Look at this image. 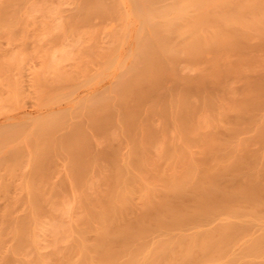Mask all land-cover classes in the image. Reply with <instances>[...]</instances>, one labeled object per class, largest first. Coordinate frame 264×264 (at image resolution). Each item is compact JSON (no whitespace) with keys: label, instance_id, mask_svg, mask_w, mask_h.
Listing matches in <instances>:
<instances>
[{"label":"bare ground","instance_id":"6f19581e","mask_svg":"<svg viewBox=\"0 0 264 264\" xmlns=\"http://www.w3.org/2000/svg\"><path fill=\"white\" fill-rule=\"evenodd\" d=\"M26 1L6 0L0 4V31L4 29L13 31L18 25L26 22L27 18H24L23 14V5ZM118 2L115 0L112 2L84 0L79 7V12H82L85 18L88 17V20L92 14L111 16L122 6ZM131 3L134 14L140 19L141 27L139 26L140 30L135 36L134 56L136 59L130 67L129 74L123 76L115 88H112L114 89V91L111 90L112 94L96 95L93 101L89 100L91 102L87 103L85 109H79L80 112L85 110L84 112L89 115L87 119L88 117L91 119L93 126L99 132L105 133L111 126L119 127L120 133L122 132L129 142V149L125 150L127 152L124 154H120L121 152L119 153L117 150H104L106 145L104 146L102 143L104 152L102 155L106 156L102 159H105V162H108L109 159L111 165L108 167L112 168V174L110 168H107L109 171L106 170L112 178L110 177L111 182L108 183L109 186L105 189V194L104 191L103 194L100 193L101 198L100 194L98 195L100 200H97L98 197L93 198L94 204H92L93 199L89 197L91 202L88 198L90 203L86 201L84 204H88L87 216L84 217L86 219L82 221L81 218V222H79L80 219L78 222L73 221L74 223L68 227L62 218L59 219L60 216L57 219L56 216L50 218V220L53 219L51 221H39L40 216L37 213L41 209L44 210V203L46 204L48 201L46 198L49 199V196L46 194L48 197L45 198L44 194L49 190L43 188L44 192H42L39 188L43 183L39 180L41 182L39 186L36 182L32 184L30 180L31 182H28L31 183L29 184L31 209H28L27 200L26 205L31 212L23 217L22 214H20L21 217L16 215L14 227L11 224L13 235L8 230L9 228L5 229L9 231L6 233L12 237L3 232L6 234L4 240L7 237V241L9 238L13 240L12 248L9 249L13 254L20 255L22 264H264V97L259 96V93H262L261 90L264 92V84L261 82L263 80H260V83L258 80L253 81L259 83H256V87L252 88L253 91L258 92V95L251 91L248 96L246 95L244 101L239 97L241 101L235 99L232 102L231 99L234 100V98L230 97V106L226 109L224 105H228V102L224 104L222 108L226 109L224 111H221V108L218 110L217 102L206 90L208 83L209 85L212 83L214 86L218 77L226 72H234L246 61H251V64L256 63V61L252 62V60H256V57L255 59L251 56L248 57L252 53L249 52L248 55L247 51L248 49L251 51L249 47H254L253 43L251 44L252 41L250 42L253 32H256L257 38L262 40L257 42L264 44V0H131ZM127 9L129 11L130 8ZM121 24L124 23L121 22ZM24 25L22 26L24 27ZM133 26L135 27V25ZM254 37H256L255 34ZM121 38L123 39V37ZM70 42L72 41L70 40ZM259 43L254 44L257 46ZM65 44L63 47L59 46L60 49H56L57 51L51 52V58L48 55L47 60L50 59V61L47 68L55 71L60 66V61L73 53L72 45L69 44V46L71 45L69 48L67 43ZM262 45L258 46L264 47ZM75 49L77 50V48ZM206 53L215 55L214 66L216 68L212 66L213 68L208 69L203 75H197L198 77L180 75L177 66L183 55H189L192 62H198ZM234 53L237 55L242 53L243 57L240 60L238 58L236 61H230L229 57ZM102 57L100 56V58ZM12 59L10 62H6H16L14 57ZM184 59L186 58L184 57ZM96 61L98 62V60ZM1 65L0 67H3ZM232 69L235 70L231 71ZM88 70L90 69L88 68ZM170 75L190 81L193 85L188 87L176 80L168 89H165L166 79ZM248 87L251 88V86ZM164 90L170 92V95H167ZM250 90L247 88L248 92ZM193 96L198 101L193 102ZM242 96H245L244 93ZM53 97L51 98L53 99ZM145 103H150L148 107L151 110L145 109L150 113L146 117L154 115L156 112L161 114L158 115L159 118L162 119L163 116L162 128L161 125L157 126L154 119H152L154 122L151 123L157 124L156 127L144 118L142 107ZM66 111L63 109L61 112L49 113L46 118L36 120V125L30 134L33 141L27 138V141L30 140L28 145L34 143L33 146H35L33 163L36 166L45 167L50 154L55 150L63 149L64 153L69 152L71 160L69 165L72 163L73 167L71 168L74 172L71 171L77 178L83 175L82 178L85 179L84 176L89 174L85 173L87 172L85 170L88 169V164L91 162L88 159L90 151H88L89 147L87 148L88 141L83 125L84 121L83 123L81 121L83 119H80L81 122L71 121L70 117L74 116V113L69 115V112ZM197 112L207 114L205 121L204 115H202V119L195 118L198 115ZM196 119H199L200 123V120H203L204 122H202L206 124H201L206 127L204 128ZM22 122L24 124V121ZM70 122H73V125L69 124ZM13 124H10L11 129H0V143L3 142V145L4 141L10 140L24 128H17V124L12 127ZM68 124L69 128L73 126L70 131H67ZM28 126L30 125L28 124ZM65 128L66 135L57 141V133ZM171 129L175 131V135L169 133ZM250 131L253 132L252 136L244 138L243 135ZM111 133L110 135L113 136ZM162 136L164 150L161 153V158L164 157V162L160 160V166H157L154 161L155 167H150L147 153L151 151L148 152V148L150 149L154 145L157 147L156 143L159 140L161 142ZM95 138L100 140V137ZM120 138L122 137L119 136ZM12 140L14 143L15 139ZM253 144H257L258 147L252 148ZM112 147H114V143ZM194 147L196 149H193ZM1 148L0 150H2ZM16 148L13 149L14 151L11 150L12 148L8 150L17 156L13 155L15 158L13 166L15 167L11 166V168L13 167L14 171L19 169L18 158H21L19 153L22 150H18L21 148L19 147L17 150L20 152L16 154L18 152ZM157 148L159 149V147ZM23 150L25 152V148ZM86 150L89 152L88 154ZM23 152H21L22 159ZM93 152L96 153V151ZM10 154L12 155L11 152ZM29 156L26 157V162H30ZM14 158L12 157V159ZM99 159H96V165ZM4 160L7 161L2 158L0 162H4ZM20 161H24V159ZM161 162L164 163L163 166ZM0 165L4 166L2 162ZM55 165L58 167V163ZM55 165V169L52 167L54 171L57 170ZM7 166L5 169H8ZM22 166L20 165V168ZM68 167L70 168V166ZM1 170L2 168H0V172ZM24 170H27V167ZM48 170V172L53 171L49 168ZM93 170L95 169L93 168ZM36 177L32 176L33 179ZM67 179L69 178L67 177ZM88 179H85L86 181L84 180L83 183H89ZM79 180L80 178L77 179L78 182H75V184L78 183L77 186L82 182ZM23 183L20 182L21 185ZM62 183L65 184V182ZM21 185L18 184L23 187ZM46 185L42 187H46ZM6 187L10 186L6 185ZM85 191L86 189L83 192ZM83 192L80 193L83 194ZM82 196L81 199H83ZM64 210L68 211L65 208L62 211L64 212ZM67 213L65 212V214ZM38 214L41 215V213ZM8 216L9 214H3L7 220ZM3 217L1 218L2 222L3 219H6ZM4 222L7 221L4 220ZM4 237H0L1 242L4 241L2 239ZM60 239H65V242L63 241L65 244L58 251V253L61 252L60 256H57L58 258L52 256L50 260L39 250L42 241L53 245L57 241H62ZM5 253L7 254V251ZM8 256L10 259L11 255ZM53 258L54 260H52Z\"/></svg>","mask_w":264,"mask_h":264},{"label":"rangeland","instance_id":"374dc122","mask_svg":"<svg viewBox=\"0 0 264 264\" xmlns=\"http://www.w3.org/2000/svg\"><path fill=\"white\" fill-rule=\"evenodd\" d=\"M4 1H6V0H4ZM4 1L0 0V4H2V2L4 3ZM83 1L84 0H27L26 1L27 3L25 2L24 3L25 5H23V11H24L23 14L25 15L24 18H27V19H25L27 23L25 22L26 23V24L24 23L25 25L24 24L18 25V27L13 29V31L10 29L8 31H7V29L6 30L4 29L5 31L4 30L0 31V63L5 64V65L0 64L3 67L5 66L4 68L0 67V108L2 107L0 109V129L1 128L9 129L11 127L10 124H12V123H14L12 125V127H14V125L17 124V126H16L17 128H22V127L25 128V129L22 128L21 131L18 132V134L14 135L15 137L13 136L12 138H10V140L8 139V140H6V142L4 141V145H3V142L0 143V145L2 144L1 146H4L2 148L0 146V148L2 149V150H0V159L1 160H2V158L7 159L6 162H5V160H4V162L1 161L4 166L0 165V168H2V170L4 169V171L1 170V172H0V176H1L0 177V189H5L3 191L0 190V227L2 226L0 228V232L2 231L0 237L1 236L4 237V235L6 236V234H7V236L10 235V234L6 233L9 231L12 234V232H13L12 228L14 227L13 223H14V220L16 219V215L18 217H21V216L23 217V215L27 216L31 212V210H28V209H31V205H32V203L30 202L31 201V193L29 192L31 189L29 187V184H31V183H29V182H31V181H32V184H34L36 182L37 185L41 184V182L43 184L45 183L44 185L47 184L46 187H42V186H44L43 184L41 186L39 185L41 187L39 189H41L42 192H44V190H42L43 188H45V190L46 189L49 190L47 192L45 191V194H44L45 198L49 196V199L46 198V200H48V201H46L47 203L46 204L44 203V207H43L44 210H42V209H41L42 211L39 210L38 213H41V215H39L37 213V215L40 216V218H38V216H37L39 221L45 222V221H49L50 218H53L56 216V219H57L58 216H60L59 219L62 218L64 220V222H66L65 224L68 225V227L71 226L70 224H72L76 221L78 222L79 221L78 219H80L79 222H81V218H82V221H84L86 219L84 217L87 216L86 215V212H87L86 208H88L87 207L88 204L84 205L85 202L87 201L88 203H90L91 198L96 199V197H98V195L100 193H102L103 191H104L103 193L105 194V192H106L105 189L109 186V184L111 182L110 179L112 178L110 173H108L106 171L109 168H110L109 170L112 169L111 166L108 167L109 165H111V162L109 161L108 157H107L108 162H105L106 160L102 159L103 157L104 158L106 157V156L102 155V154H104V152L102 151L103 144H104V146L106 145V147H104L105 148L104 150H106V149H107V151L117 150V151H119V153L121 152L120 154L126 153L128 151L127 149H129L128 139L126 136H123L122 132L120 133L121 129L119 127H115V126L109 127V130L107 132H105V133L103 132L104 135H106V136H104V135H102L103 133H101L102 131L99 132L93 126L91 119L89 117L87 119V116H89V115L84 112L85 110H83L81 112H80V110L85 109L84 107L86 105H88L87 103H90L91 101H93L95 99L94 97H96V95L98 96L101 94H110V93L112 94L113 93L112 91H114V89H112V88H115V86L119 83V81H121L123 76H127L129 74L130 67L133 64V61L136 59L134 56L135 55V53H134L135 49L134 48H136L135 36L141 27L140 26L141 25L140 19L134 14V10L132 7L131 0H121V2H118V0H115L119 4L122 5V6L119 5L122 7V8L119 7L121 9L122 13H121L120 9L117 8V9H119V11L118 10L114 11L111 14V16L109 14H108L109 16H106V15L103 16L100 14H97V15L92 14L90 16L91 18L89 17V20H88V17L85 18L84 15L82 14V12L81 13L79 12L80 11L79 7L83 3ZM110 1L112 2V0H110ZM110 1L107 0V2H110ZM127 4H129V5H127ZM127 8H130L129 11ZM76 12H78V13H76ZM118 12L121 14H119ZM129 12H131V13H129ZM81 14H82V16H81ZM115 14H116V16H115ZM120 16L121 17L123 16V17L121 18ZM74 17L76 18V20ZM77 17H78V21H77ZM81 17H83V19H80ZM131 18H133V19H131ZM79 19H80V21H79ZM124 19H125V21H124ZM121 22L124 24L126 23V25L121 24ZM22 25H24V27ZM133 25H135V27ZM132 26H133V28L131 29ZM124 27H125V29H124ZM50 30H52V31H50ZM253 33L255 34L256 37H254ZM253 33H252L253 39L251 38L250 42L252 41L251 44L253 43V45L255 47L256 46L255 44L259 43L257 41L261 40V39L257 38L258 35L256 34V32H253ZM53 34H55V35H53ZM115 34H116V36H115ZM118 36H120V37L118 38ZM121 37H123V39ZM70 40L72 42H76L78 44L77 45L75 43L76 44L75 45L73 43L75 48H77V50L74 48V46H73L72 42H70ZM65 43H67L68 46H69V44L72 45V47H73L72 52L73 53L68 58L62 59L60 61V64H59L60 66L58 67L60 71L58 70V68L55 71H54V69L47 68V64L50 61V59L47 60V58H49V57L51 58V55H52L51 52L53 53V51L55 52L56 49L57 50L60 49L59 46L63 47V45H66ZM259 44H260V46L262 45L261 42ZM71 45L69 46V48L71 47ZM258 45L256 47H258L259 49H257L256 47H255V49H254V47H249V48H251V51H249L250 49H248V51H247L248 55L250 53H252L248 57L251 56V57H254V59L256 57V60H254V61L252 60V62L256 61L255 64L254 63L251 64V61H246L248 63L245 62L242 67H239V69H237V70L232 69L231 70V71L235 70L234 72H232V73L226 72L225 74L218 77L217 79L215 78L216 80L214 82V86L212 85V83H210V85H209V83L206 85V90H207L208 94L214 98L215 102H217L218 110H221L223 108V105L226 104L227 102H228V105L227 104H226V106L224 105V108H226V107L228 108L230 106V103L232 101H235V99H237V101H238L239 97L242 101H244L251 91H252V93L256 92L258 95V92L256 90H254V91L252 90V88L256 87L255 85L260 83V80H263L261 82L264 84V47L260 48V46H258ZM93 49H94V51L92 52ZM96 52H97V54H96ZM253 52H254V54H253ZM234 54L230 55V57H229L230 61H236L238 58L240 60V58L243 57L242 53L240 55H239V53H238V55H237V53H234ZM48 55H49V57H48ZM98 55H100L101 57L103 56L102 57L103 59L100 58V56L98 57ZM93 56H94V58H93ZM115 56L118 58H116ZM187 56H186V54H185V56L183 55L181 57L182 60L180 59L181 61L178 62L179 64L177 63L178 64L177 68L179 69L178 72L180 71L179 73L181 76H183V75L187 76L188 75L191 77L192 76L196 77L197 75H200V74L203 75L204 72H207L208 69H210L212 66L215 65V55L212 53H206L200 61L198 60V62H195V61L192 62L193 60H191L190 56L189 55H187ZM239 56H241V57H239ZM13 57L15 58L14 60H16V62L11 61V63H9ZM104 57H106V58H104ZM184 57L186 59H184ZM46 60H47V62H46ZM96 60H98V62ZM6 61H9V62H6ZM7 64H8V66L10 65L9 69H8ZM11 65H12V67H11ZM94 65H97V66L99 65V66L94 67ZM88 68L90 70H88ZM214 68H216V66H214ZM57 70H58V72H57ZM227 73H229V75H226ZM60 74H62V75H60ZM176 80H179L180 82H182L184 85H186L188 87L193 85V83L190 81H184V79H181V78L178 79L176 76L170 75L166 79L165 89H168V87H170L173 84V81H176ZM254 80H256V81L258 80L259 83L258 82H256L257 84L254 83L255 82ZM250 82H251V84H250ZM245 85H247V86L245 87ZM248 86H251V88ZM247 88H248V90L249 89H251V90L248 92ZM213 90H215V91H213ZM164 91L167 93V95H170V92H168L167 90H164ZM261 92L262 93H259V96L261 98H263L264 92H263V90H261ZM243 93L245 96H242ZM195 96L192 97L193 102L198 101V99H196ZM51 97H53V99ZM230 97L234 98V100L231 99ZM229 98L231 99V102L229 101ZM169 99H171V98H169ZM240 99H239V101H241ZM89 100H91V101H89ZM217 100L220 102H218ZM79 102H81V103H79ZM220 103L222 104V106ZM145 104L142 107V109H144L143 110L144 118L148 119L149 123L155 121V123H157L158 125L155 123H151L154 126L157 125L158 127H160L161 124L163 125L164 124L163 123L164 118H163V116H162V119H161V117L159 118V116L161 114L158 112L154 113V115H157V116H154L151 114L154 118L151 115L150 116L152 118L150 116L146 117L147 115L150 114L149 111H151V110L148 107L150 105V103H147L146 105ZM76 107H78V108L76 109ZM63 109H65V111L67 110L66 112H69L68 113L69 115H72V113H74L73 115L75 116L77 114L75 117L71 116L70 120L71 121L77 120L78 122L82 121V123L84 121L83 125L85 128V131L87 132L86 133L87 141H88L87 142L88 143L87 148L89 147L88 151H90V153L87 150H86V153L87 154L89 153L88 155L91 157V159H90V157L88 156L89 162H91V164L89 163L90 166L88 164V169L85 170V171H87L85 173H89V174L88 175L86 174L87 175V177H86V175L84 173V175H85L84 178L85 179L89 178L87 180V181H89V183H87V182H84L86 184L83 183V181L85 179L82 178V176H83L82 175L81 177H78V178H80L79 181L80 182L82 181L81 183L79 182L81 184V185L79 184L80 187L77 186L78 183L75 184V182H78L77 181L78 178L73 173L74 171L71 168V167H73L72 163H71V165H69V161H71L69 159L70 158L69 152L64 153L63 151H65V150H63V149L62 150H55L54 152H52L50 154L51 158H50V156L48 157L45 167H40V166H36L35 163H33L34 159H35L34 153L36 152L34 150L35 146H33L34 143H31L32 145H30V144L28 145V143L31 140L30 134L32 133V130H33L34 126L36 125L35 124L36 120L46 118L47 115H49V113L52 114V113H56L57 111L61 112ZM145 109H149V111H147ZM226 109H222L221 111H224ZM73 110H74V112H73ZM75 110H77L76 111L77 113L75 112ZM83 114H85V115H83ZM200 114H201V116H200ZM202 115H204V121H205V119H206L205 117L207 116V114H205V112H204V114H203V112L198 113V115L195 116V118L197 117V118L202 119L203 118ZM80 119H83V120L80 121ZM152 119H154V121H152ZM196 120H198V122H199V119H196ZM22 121H24V124ZM200 121H201V123L204 122L203 120H200ZM72 123L73 122H70L69 124H72ZM7 124H9V125H7ZM18 124H20L21 126H19ZM28 124L30 126H28ZM69 124L67 126L68 128L66 127L67 131H70L73 128V126H72L73 124L71 125L72 128L71 127L69 128V126H70ZM89 124H91V125H89ZM203 124H206V123H203ZM203 124H201V125H203ZM162 125H161V128H162ZM88 126H89V128H88ZM203 127H204V125H203ZM66 128L63 129V131L60 130L57 133V137H58L57 141L59 140V138H60V140H61V138H64V136L66 135L65 134ZM92 128L96 129L98 133L95 132L96 130H93ZM118 128H119V131L117 130ZM113 129H115V130H113ZM88 130H89V133H88ZM92 130H93V132H92ZM23 131H25L26 133ZM112 131H114L115 135H114V133H111ZM172 131H173V129H171L169 133L171 135H175V131H173V132ZM95 133H97V134H95ZM99 133H100V135H99ZM110 133L113 134V136L110 135ZM21 134L23 137L21 136ZM61 134H64V135L62 136ZM91 134H93V135H91ZM251 134H253V132L250 131V132L245 133L243 136H244V138L245 137L249 138L252 136ZM107 136H108V138H107ZM119 136H121L122 138L119 139ZM95 137H100V140L96 139ZM113 137H116L117 139L113 138ZM27 138H29L30 140L27 141ZM12 139H15L16 142L14 141V143H12V141H13ZM102 140H104L105 142ZM31 141H33V140H31ZM123 141H124V143L125 142H127V143L124 144ZM163 141H164V139L162 136L161 142L159 140L156 143V145H158L157 147H159V149L155 145H154V147H151L150 149L148 148V152L151 151L150 153H147V160L149 161V165L151 164L150 167H155L156 163H157V166H160V164H159L160 160L161 161L163 160L162 162H164L163 154H162L163 158H161V153H163V150H164V147H163L164 142ZM22 143H24L22 145L23 147L19 146ZM113 143H114V147H112ZM89 144H91L92 146H90ZM8 145H9V147H8ZM17 145H18V148L19 147H21V148L20 149L16 148ZM30 146H32V147H30ZM251 146H252V148H254L256 146L258 147L257 144H255V145L253 144ZM15 148H16V150L22 149L21 152H23L24 151L23 149L25 148V152L28 151L30 154V156H29L28 152L27 153L23 152L24 153L23 159L25 161L24 162V161H20V160H23L22 159L23 154H21V152L18 150H17L18 152L15 151L16 154H18L20 152L19 154L21 155V158H18L19 160L18 159L17 160L20 162L19 164L21 166L23 165L21 167L22 168L21 169L20 165L18 164L19 169H16V168H18V167H16L15 168L16 171H14V168H13V167H15V166H13V163H15V158L13 155H15V153L10 151L12 153V155H11L10 152L8 151L10 149L15 150ZM97 148H98V151H97ZM115 148H117V149H115ZM91 149H94L92 151H96V153H94V152L92 153ZM160 149H161V151H160ZM193 149H196V148L194 147ZM125 150H127V151H125ZM31 152H33V153H31ZM57 152L59 154H61L62 156L63 155L64 156L62 157ZM97 153L99 154V157H98ZM26 154H27V156H26ZM91 154L93 157L91 156ZM93 154L96 156H94ZM20 155H19V157H20ZM28 156H29L28 160L30 162H28V161L27 162L29 163V165L26 162V157L28 158ZM12 157L14 159H12ZM33 157H34V159H33ZM64 157H66V158H64ZM92 158L94 161L92 160ZM96 159H99L97 165H96V162H97ZM101 159H102V164L100 163ZM9 160H11V161H9ZM8 161H9V163L6 164ZM150 161H151V163H150ZM154 161H156V163H154ZM1 162H0V164H1ZM162 162H161V165L163 166L164 163H162ZM32 163H33V165H32ZM57 163H58V167H57V165H55ZM152 163H154V164H152ZM25 165H27V166H25ZM54 165L57 169L55 171H54V169H55ZM67 165L70 166V168ZM93 165H94V167H93ZM102 165H105V166L103 167ZM6 166L8 167V169H5ZM11 166H13V167L11 168ZM32 166H34V167H32ZM26 167H27V170H24ZM91 167H93L95 170H93V168H91ZM35 168H36V170H35ZM37 168L39 171L37 170ZM42 168H43V170L45 169L44 170L45 173L43 172ZM48 168L50 170L52 169L53 171L48 172L49 171ZM5 170H6V172H5ZM67 171H68V173H67ZM69 171H70V173H69ZM16 172H18L20 174L21 178H20V176L18 177L19 174ZM110 172L112 174V170ZM9 173H11V174H9ZM63 173H64V175H63ZM35 174H37V175H35ZM44 174H46V175H44ZM3 175H4V177H2ZM27 175H28V178H27ZM31 175L37 176L36 179L34 178L35 179L34 180ZM41 175H43V177H41ZM66 175L69 179H67ZM44 176H47V177L49 176L50 179L47 177L44 178ZM73 176H74V178H73ZM61 177H63V179H61ZM4 178H5V180H4ZM14 178H17V179H14ZM18 179H20V180H18ZM21 179H22V181H21ZM37 179H38V181H37ZM14 180H16V181H14ZM17 180L19 181V183H18L19 185H21L20 182L21 183L24 182L22 184L24 188L18 186ZM44 180H48L49 182L48 181L44 182ZM10 181L13 182L12 185H11ZM14 182L17 185H13V184H15ZM62 182H65V184ZM69 182H70V184H69ZM25 183H26V185H25ZM62 184H64V185H62ZM68 184H69V186H68ZM73 184H75L76 186L75 185L73 186ZM6 185L10 186V187H6L7 190L5 188ZM82 185H83V187H81ZM16 186H18V187H16ZM30 186H33V185H30ZM2 187H4V188H2ZM67 187H68V189H67ZM82 188H83V190H82ZM85 189L88 192L89 196H88L86 191L83 192ZM8 190H10V191H8ZM53 191H55V192H53ZM26 192H27V194H26ZM49 192H50V194H49ZM80 192L81 193L83 192V194H81ZM52 193H54V194H52ZM84 193H86L87 195L86 194L84 195ZM26 195H28V196H26ZM81 196L83 197V199L85 201L83 199H81ZM101 196L102 195L100 194V198H101ZM89 197H91V198H89ZM100 198L98 197L97 200H100ZM94 199L92 201V204H94V202H95ZM26 200H27V205L29 206L28 209H27V205H26ZM82 201H84V202L82 203ZM97 202L99 203V201H97ZM64 208L68 209V211L64 210V212H63L62 210ZM25 209H27V210L25 211ZM11 210H12V212H11ZM10 212L12 213V215L10 214ZM65 212L66 213L68 212V213L65 214ZM3 214H9L10 217L8 216V220L6 218L7 215H4L6 217H3ZM20 214H22V215L20 216ZM2 217L6 218V219H3V222L1 219ZM4 220L7 222H4ZM51 220H53V219H51ZM9 221H10V223H9ZM11 224L13 227L11 226ZM7 228H9L8 229L9 231L5 230ZM3 232H5L6 234ZM10 237H12V236L10 235ZM2 239L4 240L5 237ZM7 239H8V237L6 238V240L1 242L2 240L0 238V240H1L0 241V264H19V263L22 264L20 257H19L20 255L17 256L18 255L17 253L13 254V252L10 250L12 248L11 245H12L13 240H11L9 238V240L7 241ZM60 240H62V241H60V242L57 241L58 243L56 242V244H53V245L51 243H48V242L45 243V241H42V243L39 245V250L45 256H47L48 259L50 258V260H51L52 256L57 257L59 255V253L61 254V252L58 253V251L63 248V246L65 244L64 243L65 239H60ZM8 245H10V246H8ZM7 246H8V248H7ZM5 251H7V254L5 253ZM55 253H56V256L54 255ZM4 254H6V255H4ZM8 255H11V257H10L11 260L9 259ZM4 256H6V257H4ZM17 257H18L19 261L16 260ZM52 260H54V258Z\"/></svg>","mask_w":264,"mask_h":264}]
</instances>
